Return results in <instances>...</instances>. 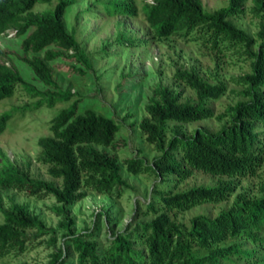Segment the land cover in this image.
Returning a JSON list of instances; mask_svg holds the SVG:
<instances>
[{"label":"trees","instance_id":"trees-1","mask_svg":"<svg viewBox=\"0 0 264 264\" xmlns=\"http://www.w3.org/2000/svg\"><path fill=\"white\" fill-rule=\"evenodd\" d=\"M48 0H0V33L6 26L14 28V34L28 31L20 41L23 51L30 56L19 58L30 66L37 79L48 88L45 97L27 108L41 104L53 105L57 100L68 98V89H61L52 77L47 60L62 56L74 58L79 66L73 68L83 74L91 67L90 58L79 47L72 31L62 23L65 8L76 0H58L54 8L43 14L31 10L35 2ZM244 0H227V4L212 11L206 10L200 0H151L145 2L144 18L156 37L176 34L184 38L200 39L212 47L241 44L250 58V70L231 77L243 85L239 91L245 96L227 105L222 112L213 114L204 105L208 98L215 99L224 92L222 82L209 83L193 68L176 69L172 76L194 90L197 102L180 100L179 90L166 85H156L144 104L145 115L136 123L145 142L158 152L147 161L143 156L132 155L124 159L130 173L148 171L156 176L173 174L183 179L198 169L213 175H224L213 185H195L175 192L158 191V199L165 209H185L201 202H217L229 196L233 179L253 174L260 166L264 150V24L256 33L257 47L249 49L253 39L237 27L227 16L244 11ZM107 14L134 16L133 0H109L103 5ZM250 12L264 20V0H252ZM138 39L124 40L133 43ZM69 50V52H67ZM42 51L39 56L34 54ZM22 82L19 73L0 62V99L12 94L15 85ZM29 89H32V87ZM80 97L68 106L60 108L49 123L50 135L39 136L36 159L47 165L46 172L59 179L50 180L27 176L12 164L0 172V188L23 190L41 197L51 195L58 203L54 212L61 215L62 238L76 254L78 264H246L257 263L262 258L254 249L243 247L247 240L264 250V178L258 186L257 197L237 193L231 205L220 210L214 217L198 213L190 218L185 227L169 217L165 211L157 212L147 221L136 223L128 232H117L101 252L96 242L89 239L91 230L75 233L65 206L81 198L88 187L97 192L118 193L128 184L120 176V165L113 154L99 150L95 145L116 149L123 141L114 139L119 125L109 116L85 108L76 111ZM21 107L17 110H23ZM11 111L0 114V132ZM213 116L226 117L227 122L216 131L196 128L183 135L180 127L168 121L186 122ZM261 126L263 129L258 128ZM170 135L165 136L166 131ZM176 152L178 156H176ZM146 208L154 212L151 203ZM0 255L11 250L19 252L27 241L43 233H51L42 219L23 203L10 200L2 206L0 200ZM26 229H34L28 233ZM224 239L234 240L219 244ZM53 242L54 236L49 235ZM137 243L140 247H134ZM195 248L205 253L197 254ZM65 248L51 253L49 264H62Z\"/></svg>","mask_w":264,"mask_h":264},{"label":"rangeland","instance_id":"rangeland-1","mask_svg":"<svg viewBox=\"0 0 264 264\" xmlns=\"http://www.w3.org/2000/svg\"><path fill=\"white\" fill-rule=\"evenodd\" d=\"M58 0L35 2L31 10L43 14L54 8ZM109 0H76L68 5L62 15L65 29L72 31L79 47L90 58L91 67L83 74L73 68L80 64L74 58L62 56L47 60L52 69V77L61 89H68V98L57 100L53 105L41 104L38 107L27 108L47 94L48 88L35 77L29 65L19 58V55L30 56V51H23L20 41L28 29L15 35L14 28L6 26L0 33V62L15 69L22 82H18L8 97L0 99V114L11 111L0 132V172L8 164H12L29 177L50 180L59 184V179L51 177L47 165L36 159L39 147L36 139L39 136L50 135L49 123L57 111L80 97L76 111L91 108L95 112L109 116L119 125L114 135L123 144L116 149L95 145L99 150L113 154L120 165L119 174L128 184L118 193L97 192L88 187H81L84 195L65 206L71 219V228L75 233L91 230L89 239L96 242L98 252H101L108 240L117 232H128L136 223L144 222L160 211H165L175 222L188 227L190 218L198 213L214 217L220 210L228 208L237 193H244L252 198L259 195L258 186L264 178V150L262 161L255 172L233 179V190L229 196L217 202H201L185 209H165L158 199V191L175 192L195 185H213L224 175H213L198 169L183 179H177L173 174L156 176L148 171L130 173L125 169L124 159L138 155L147 161L158 152L143 139L136 126L139 119L145 115L144 104L152 95L156 85H166L179 90L180 100L196 103L194 90L172 74L176 69L193 68L209 83L222 82L224 92L215 99L208 98L204 105L213 114L223 111L227 105L237 100L245 99L239 91L243 85L234 82L231 77L249 72L250 58L243 52L241 44L212 47L200 39L184 38L176 34L156 37L148 27L144 12L145 2L150 0H133L136 14H107L103 5ZM202 6L212 11L227 4V0H200ZM252 0H244V11L227 16L237 27L241 28L253 42L249 49L257 47L256 36L260 24L264 20L253 15L249 7ZM138 39L133 43L124 40ZM69 52V50L67 51ZM34 54L41 55L42 51ZM29 87L32 89H29ZM24 107L23 110H17ZM17 108V109H16ZM226 117L216 119L213 116L186 121H168V127L177 124L183 135L193 133L196 128L216 131L226 123ZM258 128L263 129L261 126ZM170 131L165 132V136ZM176 156L178 153L176 152ZM2 206H7L10 200L23 203L35 213L46 227L52 228L51 233H43L27 241L26 247L19 251H9L0 255V264H49L51 253L59 248H65L62 264H78L76 254L64 242L60 226L61 215L54 212L58 204L47 194L36 197L23 190L0 188ZM151 203L154 212L146 208ZM0 221L2 213L0 212ZM34 233V229H26ZM54 236L53 242L49 235ZM234 240L224 239L219 244H228ZM240 241L243 247L254 249L261 255L257 263L264 264V250L247 240ZM134 247H140L137 243ZM197 254L205 253L203 248H195ZM240 264H246L244 261Z\"/></svg>","mask_w":264,"mask_h":264},{"label":"built area","instance_id":"built-area-1","mask_svg":"<svg viewBox=\"0 0 264 264\" xmlns=\"http://www.w3.org/2000/svg\"><path fill=\"white\" fill-rule=\"evenodd\" d=\"M151 1V0H150Z\"/></svg>","mask_w":264,"mask_h":264}]
</instances>
